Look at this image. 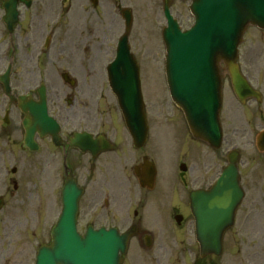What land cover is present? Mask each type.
I'll list each match as a JSON object with an SVG mask.
<instances>
[{
    "label": "flooded vegetation",
    "instance_id": "af4514ba",
    "mask_svg": "<svg viewBox=\"0 0 264 264\" xmlns=\"http://www.w3.org/2000/svg\"><path fill=\"white\" fill-rule=\"evenodd\" d=\"M61 4V7L65 5L64 0ZM56 7L54 0H17L15 13L9 0H0V196L11 193L6 181L21 178L24 167L30 165L32 172L54 180L65 182L73 176L85 190L80 202V221L88 220L89 224L97 227L135 225L136 238L141 246L150 236L149 226H164L168 206L171 207V217L182 216L181 227L194 226L189 204L192 186L185 181L186 175H183L184 181L179 189L181 200H177L176 205L167 203V180L159 178L160 172H155L152 188L140 186L135 176L136 168L146 159L150 162L152 157L160 158L165 153L163 141L161 145L156 142L151 144V136L154 138L156 135V126H149L147 140L136 145L109 86L106 60H93L91 57L84 60L83 56V60L75 63L68 59L70 50L66 44L70 42L69 29L61 34L55 20L59 18L60 10ZM121 8L120 2H116L114 10L106 13L107 18L117 19L118 14H122ZM69 12L70 7L67 14ZM181 15L182 12L178 11V17ZM8 17H12V21L9 22ZM116 25L114 23V27ZM96 37L94 33L91 39ZM86 40L88 38L82 41ZM103 40L109 42L112 37L104 36ZM255 51V62L244 60L242 70L262 92V101L254 110L257 115L258 112L264 114V50L259 47ZM89 52L102 53L87 45L84 54ZM65 61L69 64L58 72L59 84H56L55 63ZM65 72L70 75L68 81H74L73 85L65 81L62 75ZM222 73L225 81L228 73L225 69H222ZM42 91L45 93L48 114L58 120L60 131L55 136H43L37 132L33 136L35 148H30L25 144V123L29 120L31 107L40 102ZM223 111L222 108L223 127L231 128L236 124V117L228 110L226 113ZM159 115L161 113L158 112V118ZM262 119L259 118L260 128H264ZM163 124L158 126L162 127ZM236 132V128L231 129V140L236 139ZM76 133L92 136L89 143L97 152L95 157L89 150L84 152L72 144ZM243 142L245 147L251 145L244 137ZM79 143L86 148L88 141L80 138ZM253 147L257 155L246 156L241 161L240 180L246 194H252L249 203H258L249 220L263 225L264 154L258 149L256 141ZM211 155L207 178L196 176L192 178V185L205 181L211 186L216 181V169L227 160V156L213 150ZM190 172H193V167ZM145 179L150 185V174L145 172ZM172 183L175 186L177 180ZM15 185L17 188L13 195L20 189L17 181ZM136 187L138 192L135 191ZM259 244L262 250V240ZM261 253L264 256V252H258V260H250L247 264H264V258H259Z\"/></svg>",
    "mask_w": 264,
    "mask_h": 264
},
{
    "label": "rangeland",
    "instance_id": "374dc122",
    "mask_svg": "<svg viewBox=\"0 0 264 264\" xmlns=\"http://www.w3.org/2000/svg\"><path fill=\"white\" fill-rule=\"evenodd\" d=\"M70 1L73 5L70 18L68 15L62 17V21L68 23L67 20H69L70 22V42L66 44L70 50L68 59L76 63L83 60V56L85 57L84 60H88L90 57L93 60L112 58L111 47L114 44L115 34L120 31L119 19L100 15V20H96L95 11L88 0ZM115 1L100 0L97 12L99 14L110 13L113 11ZM123 1L132 2L129 4H132L137 11L130 35V45L137 61L143 68L144 80L148 83V89L151 90L150 93L146 94V102L150 112V123L156 126L154 129L157 140L161 138L158 131V124L160 125L161 122L157 113H164L168 118L166 121L168 126L165 128L167 147H165V156L160 162V171L164 176H168L178 167L181 158L176 160V155L179 152H173L178 147V149H184L189 164L194 165V174L203 172L204 163L211 158L209 149L202 143L192 141L187 129L177 128L179 125L178 115L171 105L169 96H167L164 74L157 66L160 65L158 62L163 59L164 45L161 34L162 28L166 25L165 20L157 15L160 0ZM178 3V7L183 8V11L185 10V15L179 22L183 28H189L194 24V18L188 11L190 2L182 0ZM85 12L92 15L88 16ZM144 12H153L154 16L149 17L150 15H145ZM101 23L100 28L94 29ZM114 23L118 25L114 27ZM105 26L106 29H103ZM93 33L96 34V39L90 38L87 41H82ZM104 36L112 37L113 40L104 41ZM87 45L100 50L102 53L97 55L89 52L85 55L84 49ZM259 47L264 50V31L252 27L244 35V42L240 47L242 59L254 63L256 53L254 49ZM250 49L253 51L251 52ZM68 64L66 61L55 63L56 84H59L58 72L66 68ZM161 65H163L162 62ZM153 91L156 95H153ZM225 94L227 95L225 113L227 109L232 116L236 117V124L231 128L239 129L238 133L242 130L246 133L253 132V136H255L259 131V118H263L264 122V114L258 112L256 115L254 111L259 105L252 101L242 106L236 100L231 88H227ZM75 96L77 97V94ZM77 100L79 102V99ZM161 117L163 119V116ZM230 144L232 142L227 143L226 147ZM237 147L240 150L241 144H237ZM243 154H245L244 150ZM177 173H179V169L174 171V174L177 175ZM17 181L20 186L19 192L16 195L11 193L8 197L7 207L0 211V264H33L37 249L50 240L49 230L52 223H55L59 210V191L58 187L54 186L53 179L41 173H31V167L27 166L24 167V175ZM10 189L14 191L13 185ZM243 217L244 214L240 213L238 225L227 233L223 256L221 258L209 257L206 261L208 264H242L243 262L247 264L250 260H258V252H264V222L258 228L246 225L243 222ZM149 229L156 233L157 240L154 248L150 251H140L138 248L132 250L130 248L124 264H192L197 259L198 246L195 244L193 234L188 227L178 230L168 220L164 228L150 227ZM84 230L85 226L81 224L80 231L83 232ZM259 240H262V250L258 247ZM260 257L264 258L262 253L259 255Z\"/></svg>",
    "mask_w": 264,
    "mask_h": 264
},
{
    "label": "water",
    "instance_id": "95a60500",
    "mask_svg": "<svg viewBox=\"0 0 264 264\" xmlns=\"http://www.w3.org/2000/svg\"><path fill=\"white\" fill-rule=\"evenodd\" d=\"M191 10L196 16V25L185 33L167 14L169 27L163 36L168 50V81L172 97L183 109L194 136L219 148L222 138L218 119L221 106L219 64L224 61L228 65L235 93L242 102L258 97L240 74L236 62L238 46L247 27L264 28V0H194ZM130 23L128 18V25ZM121 67L123 73L119 71ZM110 73L131 131L137 137L144 135L146 121L139 74L127 37L121 40ZM42 118L47 124L44 114ZM238 159V153L231 155L225 176L211 193L194 192L191 195L203 256L221 254L224 232L233 225L242 198L238 185ZM78 192L72 183L67 185L65 208L54 232L53 244L39 251L36 264L121 263L120 254H125L128 249V235L93 228H89L85 236L77 234Z\"/></svg>",
    "mask_w": 264,
    "mask_h": 264
}]
</instances>
